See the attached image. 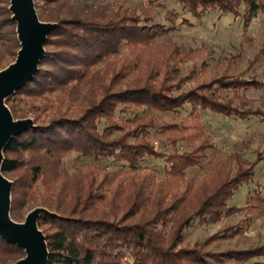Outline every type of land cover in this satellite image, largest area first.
<instances>
[{"label":"trees","instance_id":"obj_1","mask_svg":"<svg viewBox=\"0 0 264 264\" xmlns=\"http://www.w3.org/2000/svg\"><path fill=\"white\" fill-rule=\"evenodd\" d=\"M39 1L34 2L39 19L56 25L47 34L36 71L5 98V103L14 118H21L29 111L37 113L40 108L50 106V96L60 93L66 96L68 103H78V113L64 110L46 117L36 114L33 125L13 135L3 148L1 172L24 169V173L12 180L11 214L28 200L37 198L38 195H33L34 184L44 170L51 168L54 180L64 176L65 158L70 155L94 162L110 160L136 172L147 159L162 158L167 166L166 175L175 181L188 168L200 165L203 154L212 147L201 120L202 110L241 120L255 118L264 123V110L241 108L233 102L237 98L241 105L253 103L254 98L245 92H264V80L253 76L243 78L228 71L231 59L220 73L213 72L209 80H200V75L207 73L203 68L205 64L193 63L182 71L180 65L193 60L198 55L197 50L185 49L174 41L164 43L178 10L171 9L168 16L171 26L167 27L156 19L153 9L155 4L174 2L197 20L213 11L230 12L242 19L246 31L259 11L264 15V0H147L139 13L129 5L107 12L85 0L80 3L77 0ZM8 6L9 0L0 4V46L7 53L12 50L15 57L20 45ZM182 22L189 24L188 20ZM163 45L167 49L161 50L162 55L142 62L144 68L137 66L136 57L141 56L144 49L153 51ZM125 47L130 49L135 61L121 64L117 69L114 65L110 68L108 63H114L116 55ZM98 64H104L108 70L100 74L98 71L102 69H95ZM124 78L132 79L126 85H119ZM183 81L195 85L181 91L178 84ZM219 91L228 96L222 99L224 96ZM179 110L186 111V115L179 116ZM142 111L176 113L172 121L155 124L146 114H141ZM189 128H193L200 142L197 146L187 142L191 150L179 152L177 144L185 139L189 141V136L194 135L188 132ZM155 134L166 136L172 152L164 153L155 148L152 143ZM233 165L235 170L231 174ZM233 165L228 167L223 163L216 167L223 173L230 172L228 178L199 202L194 213L183 219L170 238L165 237L161 227L176 207L173 203L158 209L151 219L128 221L133 211L141 210V205L135 207L137 200L142 204L144 201L139 191L121 217L96 213L95 205L102 202L104 196H94V201L89 203L90 192L81 206L76 204L80 202V193L76 190L71 196L72 202L58 199L60 193L56 199L39 194L40 205L48 212L40 213L38 227L52 226L51 231L43 232L48 250L44 264H264V244L212 254L198 246L181 245L179 237L189 220L215 222L238 209L229 206L228 201L254 172L251 164L245 167L246 163L236 157ZM128 171L126 173H130ZM114 178L116 175L110 177L108 173L102 181ZM263 207L264 197L254 188L247 198L245 211L260 212ZM241 229L240 224H235L216 236L218 239L232 237ZM23 256L21 247L0 236V264Z\"/></svg>","mask_w":264,"mask_h":264},{"label":"rangeland","instance_id":"obj_2","mask_svg":"<svg viewBox=\"0 0 264 264\" xmlns=\"http://www.w3.org/2000/svg\"><path fill=\"white\" fill-rule=\"evenodd\" d=\"M3 1L0 0V4H3ZM33 1L35 3L40 2L39 0ZM81 1L77 0L79 3ZM85 1L93 7L100 6L103 11L107 12L129 5L134 7L137 13L140 12V7L147 3V0ZM173 8L178 10L176 11L178 15L173 23L174 26L171 27L172 29L166 36L167 39H163V42L168 44L174 41L185 49L197 50L198 54L193 60L181 63L180 69L182 71L193 63L197 66L202 63V66L205 64L203 68L207 70V73L201 74L202 78L200 80H209L213 72L220 73L222 68L227 66V60L231 59L233 61L230 63L228 71L241 75L243 78L253 76L264 80V15L260 11L245 31L242 26V19L234 17L230 12L213 11L197 20L187 11L181 10L174 2L155 4L153 9L156 12V19L167 27L171 26L168 16ZM240 10L243 12V8ZM182 20H188L189 24L183 23ZM0 47V69H2L13 62L16 56L14 57L12 50L7 53L2 50V46ZM165 49H167L165 45L158 46L153 51L144 49L140 53L141 56L136 57L137 66L139 68L146 67L145 65L141 66V63L152 56L162 55L161 50ZM115 60L114 63H108L110 68L114 65L113 68L117 69L121 64L135 61L130 49L127 47L116 55ZM122 60L124 63H120ZM105 67L104 64H98L95 69H102L98 71L101 74L103 70H108ZM131 79H121L119 85H126ZM194 85L193 82L184 83V81L181 85L178 84L181 91H186ZM219 93L224 96L222 99L228 96V93L225 94L222 91H219ZM245 94L254 98V102L241 105L242 102L236 98L233 99L236 106L241 108L259 107L264 110L263 91L249 90ZM50 98L52 102L50 106L40 108L37 113L29 111L23 117L15 119L32 118L34 121L36 114L41 113L42 117H46L58 111L65 112L64 110H73V112L78 113V103L75 101L68 103L66 96L63 94L54 93ZM56 101L57 103H55ZM175 113L156 112L150 114L142 111L141 114H146L155 124H160L172 121ZM177 114L184 116L186 111L179 110ZM201 120L206 134L209 135L208 142L212 147L205 151L200 165L188 168L184 175L175 181H173V177L166 175L167 166L162 158L147 159L144 163H141L140 169L136 172V170L128 171L127 168H122L110 160L94 162L92 159L78 158L73 154L65 158L64 176L54 180L51 168L44 170L42 176L34 184L33 195L52 196L56 199L60 193L61 196L58 199L72 202L71 196L76 190L80 193L78 198L80 202L76 204L81 206L85 200L84 198L90 192L89 203L94 201V196H104V200L95 205L96 213L106 214L108 217L112 213L114 216L121 217L124 211L132 205V201L135 200L134 195L139 191L141 195H144V201L142 204L141 201L137 200L135 207L140 208L139 205H141V210L133 211L128 221L137 222L151 219L158 209L166 208L173 203L176 207L173 211L170 210L172 212L168 216L166 214L168 217L166 224L161 227L165 232V237L170 238L177 226L181 225L183 219L189 218L194 213L199 202L216 189L224 179L228 178L230 172L228 174L227 172L223 173L220 168L216 167L223 163L231 167L236 157V159H241L243 163H246L245 167L251 164L254 172L248 181L237 187L233 197L228 201L229 206L238 209L234 214L224 216L215 222L206 223L197 218L189 220V225L182 229L179 237L182 240L181 245L198 246L211 252V254L231 248L246 249L262 246L264 244V207L260 212L247 213L245 204L254 188H258L264 197V123L255 118L246 120L230 118L210 110L201 111ZM189 129L188 132H194L193 128ZM165 137L164 135L155 134L152 143L161 152H172L173 148L166 142ZM187 142H190V145L193 142L192 145L197 146L200 140L197 139V134L194 132V135L189 136V141L185 139L177 144L179 152L191 150V146H188ZM234 166L231 167V174L234 173ZM127 171L130 173H126ZM22 173H24V169L3 175L12 181ZM108 173L110 177L116 175V178L102 181L104 174ZM38 196L35 200H28L25 205L16 209L15 214L9 212L10 217L17 222H21L33 208H46L40 205L41 196ZM86 211L92 212V209ZM235 224L242 226L239 233L234 234L232 237L217 238V234L225 232L226 228ZM40 230L42 232L51 231L52 226L40 225ZM13 262L14 259H11L4 264Z\"/></svg>","mask_w":264,"mask_h":264},{"label":"water","instance_id":"obj_3","mask_svg":"<svg viewBox=\"0 0 264 264\" xmlns=\"http://www.w3.org/2000/svg\"><path fill=\"white\" fill-rule=\"evenodd\" d=\"M9 11L15 22L19 41L15 60L0 69V236L15 243L25 255L11 264H44L47 255L45 235L37 224L40 213L48 212L44 207L30 210L23 221L10 217V193L12 181L1 172L2 150L9 139L33 125L32 118L15 119L5 98L12 95L37 69L44 53V43L49 31L56 23L42 21L36 12L33 0H9Z\"/></svg>","mask_w":264,"mask_h":264}]
</instances>
